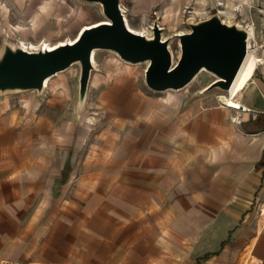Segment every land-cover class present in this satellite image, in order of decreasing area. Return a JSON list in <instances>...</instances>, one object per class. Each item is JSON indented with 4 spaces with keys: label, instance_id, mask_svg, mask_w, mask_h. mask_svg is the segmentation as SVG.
I'll list each match as a JSON object with an SVG mask.
<instances>
[{
    "label": "crops",
    "instance_id": "obj_1",
    "mask_svg": "<svg viewBox=\"0 0 264 264\" xmlns=\"http://www.w3.org/2000/svg\"><path fill=\"white\" fill-rule=\"evenodd\" d=\"M0 5L27 19L40 12L42 24L74 9L69 0ZM256 73L241 110L220 99L158 107L140 91L122 107L107 100L117 132L102 130L89 153L84 138L56 128L57 114L14 121L19 111L4 107L0 264H264V70Z\"/></svg>",
    "mask_w": 264,
    "mask_h": 264
},
{
    "label": "rangeland",
    "instance_id": "obj_2",
    "mask_svg": "<svg viewBox=\"0 0 264 264\" xmlns=\"http://www.w3.org/2000/svg\"><path fill=\"white\" fill-rule=\"evenodd\" d=\"M69 1L74 7L73 11L62 17L51 16L49 21L44 23L47 26L42 24L43 29L38 34V39L31 37L35 25L33 26L34 23L29 21L31 18H26V12H21L13 5L6 9L0 5V53L5 41L14 46L24 40L37 44L39 40L47 39L50 43H56L74 38L82 24L108 20L102 5L98 3H88L83 0ZM147 3L149 5L146 10ZM123 6L130 28L136 32L153 30L154 22L158 21L160 27L163 28V38L165 36V39L170 40L169 47L174 65L178 63L182 55L178 34L189 32L191 30L190 23L199 22L218 14L226 23L237 24L248 30L254 28L253 49L256 56L262 59L256 75L260 76L261 71L264 70V0H208L203 10H197L196 0H191L190 3L178 8L170 0H145V5L141 4L139 0H122ZM30 15L28 13V16ZM95 59L96 68L92 73L86 107L79 118L77 113L79 112L81 66L79 63H75L67 70L51 77L49 86L45 87L42 94L36 90L0 93V121L5 115L3 114L4 107H13L19 111V114L13 116L14 121L27 120L34 123L47 112L53 115L57 114L59 125H56V128L61 129L63 133H68L74 139L76 138L77 144L84 138L80 150L84 151L85 149L89 153L91 148L96 145L100 146L102 130H108L109 134L117 132L112 122L109 121V118L118 116L115 109L117 104L112 107L109 105V113L104 112L103 104L107 100L111 103L119 101L120 107H122V103L128 99L129 91L133 93L140 91L143 96L158 103V107H160L159 105L166 101L181 103L190 100L196 103L213 104L218 103L220 96L229 95L228 92L219 88L210 92L204 91L217 79L212 72L204 73L201 80L193 83L204 69L186 88L178 92L154 91L146 83L149 61L128 62L112 50H98ZM241 96L242 93L237 98H241ZM130 110L132 109L128 111ZM75 144L72 146L73 149H75ZM67 149L69 150L68 147ZM95 149L99 148L95 147Z\"/></svg>",
    "mask_w": 264,
    "mask_h": 264
},
{
    "label": "water",
    "instance_id": "obj_3",
    "mask_svg": "<svg viewBox=\"0 0 264 264\" xmlns=\"http://www.w3.org/2000/svg\"><path fill=\"white\" fill-rule=\"evenodd\" d=\"M84 1L102 5L108 20L84 29L74 43L52 50L29 51L4 42L0 53V93L36 90L42 94L47 79L79 63L78 110L83 111L96 68L93 62L96 50L115 51L123 60L132 63L149 61L146 83L154 91H180L206 69L217 79L204 91L219 88L228 92L249 52V30L226 23L215 14L190 23L189 32L178 34L182 55L174 65L170 40L163 38V28L158 21L153 25V37H148L130 29L122 0Z\"/></svg>",
    "mask_w": 264,
    "mask_h": 264
},
{
    "label": "bare ground",
    "instance_id": "obj_4",
    "mask_svg": "<svg viewBox=\"0 0 264 264\" xmlns=\"http://www.w3.org/2000/svg\"><path fill=\"white\" fill-rule=\"evenodd\" d=\"M208 0H196V8L197 10H203L205 8V6L207 5ZM124 11H125V18H126V22L129 26V22H128V18L126 16V10L125 7L123 6ZM230 8V7H229ZM221 13V12H220ZM34 16L31 18L33 21V26L35 27V30L32 31V36L33 39H38V34L40 32H42V23H43V15L40 14V12H34L33 13ZM106 21V20H105ZM102 21H98L95 22L93 24H86L84 26H82L78 32V34L72 38V39H68V40H62V41H57L56 43H50L47 39H41L39 40V43L35 44L33 42H26L25 40L23 42H21L19 44V46H21L22 48L29 50V51H37V50H52L60 45H64L66 43H74L78 36L81 34V32L86 29L87 27L91 26V25H95V24H99ZM130 27V26H129ZM132 29V28H130ZM138 32V31H137ZM140 34H144L148 37H153V30H149L144 31V32H138ZM28 34H30L28 32ZM255 35V31L254 28H250L249 29V52L248 55L246 57V60L244 62V64L242 65L240 72L238 74V76L236 77L231 89L228 91V96L226 95H222L219 97V99L221 101L225 102L226 106L235 108V109H239L241 110L243 107V104L239 101V99L237 98L242 91L247 87V85L251 82V80L253 79V76L258 68V66L262 63V59L258 58L255 54V51L253 49V44H252V38ZM165 39V36H164ZM98 50L94 51L93 54V62L94 64L96 63V53ZM204 73H211L208 70L204 69L203 71L200 72V74L196 77L195 81L193 82L195 84V82L197 83L199 80H201V78L203 77ZM52 78H49L46 80L45 82V87L49 86L50 80ZM168 91H174V90H168ZM167 91V92H168ZM174 92H178V91H174ZM1 95V94H0ZM80 114H83V111H79L77 113L78 118L80 117ZM263 212L261 213L262 215V222H264V206H263ZM251 261V256H247L246 259H244V262H249Z\"/></svg>",
    "mask_w": 264,
    "mask_h": 264
},
{
    "label": "built area",
    "instance_id": "obj_5",
    "mask_svg": "<svg viewBox=\"0 0 264 264\" xmlns=\"http://www.w3.org/2000/svg\"><path fill=\"white\" fill-rule=\"evenodd\" d=\"M124 10V9H123ZM124 14H125V11H124Z\"/></svg>",
    "mask_w": 264,
    "mask_h": 264
}]
</instances>
